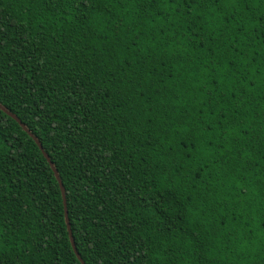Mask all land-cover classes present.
I'll return each instance as SVG.
<instances>
[{
    "label": "trees",
    "instance_id": "1",
    "mask_svg": "<svg viewBox=\"0 0 264 264\" xmlns=\"http://www.w3.org/2000/svg\"><path fill=\"white\" fill-rule=\"evenodd\" d=\"M0 104L86 264H264V0H0ZM3 107L0 264H83Z\"/></svg>",
    "mask_w": 264,
    "mask_h": 264
},
{
    "label": "water",
    "instance_id": "2",
    "mask_svg": "<svg viewBox=\"0 0 264 264\" xmlns=\"http://www.w3.org/2000/svg\"><path fill=\"white\" fill-rule=\"evenodd\" d=\"M1 107H3L1 104H0ZM4 110H6L12 117H14L23 127L26 131H28L30 133V135L35 139L36 143L39 145V147L41 148V150L43 151L44 155L46 156V158L48 159V161L50 162L55 174H56V177L58 178L59 180V183H60V186H61V189H62V193H63V197H64V201H65V215H66V221H67V224H68V229H69V232H70V236H71V241H72V244H73V247L75 249V252L77 254V256L79 257V259L82 261L83 264H86V262L84 261V259L82 258V256L80 255L77 247H76V244H75V239H74V236H73V232H72V228H71V223H70V219H69V212H68V207H67V200H66V190H65V186L63 184V181L60 177V174L58 172V169L56 168L54 162L51 160L50 156L48 155V153L45 151L44 149V146L42 145L40 139L33 133L31 132L28 127L26 126V124L24 122H22V120L15 114L11 113L9 110L5 109L3 107Z\"/></svg>",
    "mask_w": 264,
    "mask_h": 264
}]
</instances>
